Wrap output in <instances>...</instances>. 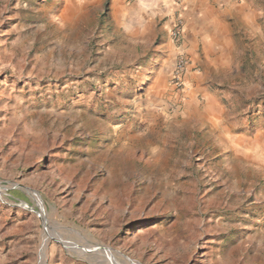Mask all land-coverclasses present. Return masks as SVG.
Masks as SVG:
<instances>
[{
  "label": "rangeland",
  "instance_id": "374dc122",
  "mask_svg": "<svg viewBox=\"0 0 264 264\" xmlns=\"http://www.w3.org/2000/svg\"><path fill=\"white\" fill-rule=\"evenodd\" d=\"M110 1L0 0V264H264V0L207 70L225 115Z\"/></svg>",
  "mask_w": 264,
  "mask_h": 264
},
{
  "label": "crops",
  "instance_id": "0c3cea01",
  "mask_svg": "<svg viewBox=\"0 0 264 264\" xmlns=\"http://www.w3.org/2000/svg\"><path fill=\"white\" fill-rule=\"evenodd\" d=\"M110 4L113 13L118 16V26L130 38L147 45V41L152 40L149 27L155 26L153 38L162 43L158 46L161 57H168L169 62L164 69L170 78L179 50L178 43L172 38V31L177 19L182 18L185 23L182 46L188 51L192 68L187 76L188 93L194 101L200 103L201 99V103L204 102L205 115H210L212 109L225 115L217 96L206 89L207 70L211 67L218 70L222 58L229 61L234 51L232 21L239 15L242 18L256 16L257 10L250 5L252 1L235 4L231 0H183L181 3L176 0H111ZM168 85L173 88L170 82ZM157 87L160 85L157 84ZM185 92L182 94L184 98Z\"/></svg>",
  "mask_w": 264,
  "mask_h": 264
},
{
  "label": "built area",
  "instance_id": "2783aa9c",
  "mask_svg": "<svg viewBox=\"0 0 264 264\" xmlns=\"http://www.w3.org/2000/svg\"><path fill=\"white\" fill-rule=\"evenodd\" d=\"M176 1L181 3L183 0ZM184 26V20L182 18H178L176 21V25L172 31V38L179 45L178 55L176 58L175 68L172 76V84L179 90L185 87V77L191 67L190 57L182 46Z\"/></svg>",
  "mask_w": 264,
  "mask_h": 264
},
{
  "label": "bare ground",
  "instance_id": "6f19581e",
  "mask_svg": "<svg viewBox=\"0 0 264 264\" xmlns=\"http://www.w3.org/2000/svg\"><path fill=\"white\" fill-rule=\"evenodd\" d=\"M49 235L47 234V236H45L44 241H43V246H42V255H41V264H44L45 261V250L47 249V245H48V241H49ZM126 261V259H125Z\"/></svg>",
  "mask_w": 264,
  "mask_h": 264
}]
</instances>
